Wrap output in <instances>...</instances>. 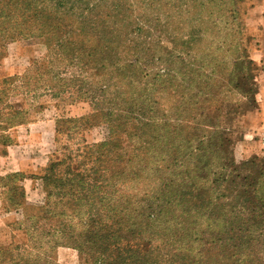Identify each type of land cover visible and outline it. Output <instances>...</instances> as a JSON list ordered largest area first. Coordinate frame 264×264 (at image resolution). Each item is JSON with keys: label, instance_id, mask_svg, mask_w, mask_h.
<instances>
[{"label": "trees", "instance_id": "obj_1", "mask_svg": "<svg viewBox=\"0 0 264 264\" xmlns=\"http://www.w3.org/2000/svg\"><path fill=\"white\" fill-rule=\"evenodd\" d=\"M163 1L142 21L132 0H5L1 36L33 38L46 51L24 78L90 105L86 115L56 118L55 140L99 124L111 135L82 138L76 155L55 149L42 175L30 177L41 181L44 200L29 216L28 242L13 235L0 245V264H62L60 247L76 250L78 264H264V156L233 163L225 127L258 105L264 65L242 26L233 30L231 60L180 53L198 28L185 38L167 14L164 26L163 8L180 0ZM186 1L210 30L211 0ZM231 3L237 23L238 0ZM166 95L176 101L169 115ZM17 178L27 176L7 179ZM133 182L140 190L126 193L122 184Z\"/></svg>", "mask_w": 264, "mask_h": 264}, {"label": "rangeland", "instance_id": "obj_2", "mask_svg": "<svg viewBox=\"0 0 264 264\" xmlns=\"http://www.w3.org/2000/svg\"><path fill=\"white\" fill-rule=\"evenodd\" d=\"M132 1L136 14L142 21L144 18L155 16L159 11V4L162 7L164 5L163 0H156L154 3L152 0ZM231 1L211 0L210 13L206 18V24H211V28L204 29L205 31L199 28L202 20L195 13L197 7L187 6L186 0H180L178 7H175L173 1H169L163 8L164 26L168 25L167 14L172 21L180 24L181 36L185 38L189 36L191 27L198 28L194 35L187 38L190 42L181 44L180 53L188 58L202 59L211 52V58L215 56L224 61L231 60L235 51L231 42L236 43L233 30L242 26L244 36H250L248 42L244 37L245 44L251 56L254 55L256 44L253 33L257 25L255 23L260 25L264 15V0H238L237 7L240 12L236 18L237 23L231 16V10L235 7ZM4 6L5 0H2L0 10L3 11ZM19 13L20 8L17 10L16 22L21 21ZM2 18L4 19V16ZM4 41L5 45L2 47ZM221 41L224 44L223 50L217 48ZM45 52V47L39 40L20 36L7 39L0 33V245L11 242L13 235L16 236L19 244L28 242L26 229L32 225L29 216L39 213V205L42 204L45 196L41 181L30 177L42 175L55 149L58 148L63 156L76 155L78 148H81L80 152L83 151L85 143L104 142L111 135L107 124H99L85 128L79 135L71 137L62 134L60 139L55 140L56 118L80 117L89 113L91 108L84 98L78 97L73 100L69 98V93L56 96L47 85L43 84V81L38 83L35 78L30 81L24 78L34 65L35 59L41 58ZM174 100L173 95H168L163 100L164 105L161 109H165L167 115L170 114L172 102L176 105ZM243 101L247 103V100ZM257 102L259 103L258 94ZM159 116L163 117V113L160 112ZM232 117L229 125L225 124V127L231 128L235 140L234 149L230 154L232 162L238 164L254 155L264 156L261 154L264 147L257 148L258 143L255 142L259 140L264 142V134L259 133L260 127L263 128L264 124L259 104L247 106L239 123L235 121L236 114ZM168 121L174 123L176 119L170 118ZM250 129H254L257 135L248 136ZM16 172L22 173L27 178L7 179L10 174ZM20 185H24L25 198L20 195ZM12 188L14 191L11 190ZM122 189L126 190V193H135L140 190V186L134 182L123 183ZM11 197L14 198L15 203ZM58 258L62 264H78V252L71 248L60 247Z\"/></svg>", "mask_w": 264, "mask_h": 264}, {"label": "crops", "instance_id": "obj_3", "mask_svg": "<svg viewBox=\"0 0 264 264\" xmlns=\"http://www.w3.org/2000/svg\"><path fill=\"white\" fill-rule=\"evenodd\" d=\"M257 24L256 27H255V33H253V36L255 37V50L253 51V56L252 58L258 62V64L260 65H264V17L261 18L260 20V25H258L259 23H255ZM259 42V44H258ZM258 84H259V93H258V100H259V107H260V110H262V113H263V120H264V68L261 70L260 72V75H259V78H258ZM263 128L260 127L259 129V133L264 134V124L262 126ZM257 130V129H255ZM253 130H249V133H248V136H256L257 133L253 132ZM256 134V135H255ZM250 138V137H248ZM257 138L255 137L254 140H256ZM258 143V147L257 148H261V147H264V142H262V140H259V141H255Z\"/></svg>", "mask_w": 264, "mask_h": 264}]
</instances>
